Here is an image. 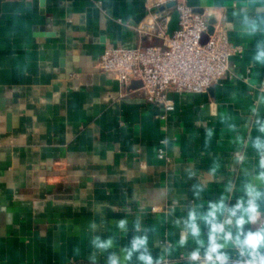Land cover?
Masks as SVG:
<instances>
[{
    "label": "crops",
    "instance_id": "obj_1",
    "mask_svg": "<svg viewBox=\"0 0 264 264\" xmlns=\"http://www.w3.org/2000/svg\"><path fill=\"white\" fill-rule=\"evenodd\" d=\"M158 1L0 0V264H106L107 252L90 259V239L124 247L137 219L160 255L179 239L194 185L215 200L255 164L248 140L264 120V65L252 57L264 31L249 35L245 20L264 29V0H186L243 52L208 92H170L171 112L98 67L106 48L150 43L138 28ZM122 218L127 236L115 227ZM192 247L166 264H187Z\"/></svg>",
    "mask_w": 264,
    "mask_h": 264
},
{
    "label": "clouds",
    "instance_id": "obj_2",
    "mask_svg": "<svg viewBox=\"0 0 264 264\" xmlns=\"http://www.w3.org/2000/svg\"><path fill=\"white\" fill-rule=\"evenodd\" d=\"M249 35L264 31L256 22L245 20ZM256 64L264 65V43L257 44L252 57ZM258 135L248 140V145L258 159L251 169L244 168L245 179L241 185L231 181L215 200H203L204 186L194 185L196 201L188 208L184 217L176 221L180 236L174 247L154 256L149 247L147 229H142L139 219L133 224L135 234L128 244L120 247L113 236L101 239L94 236L89 243L93 249L90 259L95 261L98 254L108 253L106 264H166V257L176 249L194 245L183 254L187 264H264V120L257 119ZM230 128L234 129L235 125ZM213 130H207L210 138ZM246 156L238 155L236 162L245 164ZM213 167L211 173L215 174ZM175 208L173 207L172 211ZM129 221L122 218L115 221V227L127 236ZM97 227L93 221L90 228ZM142 233V234H139ZM112 250V251H110Z\"/></svg>",
    "mask_w": 264,
    "mask_h": 264
},
{
    "label": "built area",
    "instance_id": "obj_3",
    "mask_svg": "<svg viewBox=\"0 0 264 264\" xmlns=\"http://www.w3.org/2000/svg\"><path fill=\"white\" fill-rule=\"evenodd\" d=\"M169 2L174 7L162 9ZM179 13V29L168 34L172 12ZM204 14L195 10L186 0H159L152 10L153 21L142 24L138 33L150 41L134 47L106 48L98 67L102 73L113 75L125 87L140 81L144 98L163 106L166 112L175 109L170 92L179 94L206 93L230 74V59L241 54V46L231 43L227 29L217 20L214 31L208 35V22ZM160 40V43L154 40ZM158 157L165 158L159 148Z\"/></svg>",
    "mask_w": 264,
    "mask_h": 264
},
{
    "label": "water",
    "instance_id": "obj_4",
    "mask_svg": "<svg viewBox=\"0 0 264 264\" xmlns=\"http://www.w3.org/2000/svg\"><path fill=\"white\" fill-rule=\"evenodd\" d=\"M174 5H175V2H169L165 6H163L162 9L172 8V7H174ZM195 12L200 13V14H204V10H202V9H197V10H195ZM206 19L208 22L209 29H208V34H205L203 37V42H206L208 39V35L213 33L215 25L217 23V19L213 16V14H208L206 16ZM178 29H179V13H178V11H173L171 22H170L169 28H168V34L172 35ZM131 85L134 87H136V86L140 87L142 85V83L140 81H133L131 83Z\"/></svg>",
    "mask_w": 264,
    "mask_h": 264
}]
</instances>
